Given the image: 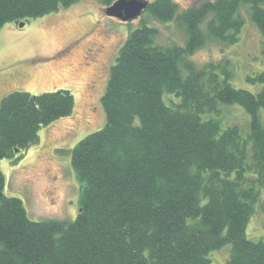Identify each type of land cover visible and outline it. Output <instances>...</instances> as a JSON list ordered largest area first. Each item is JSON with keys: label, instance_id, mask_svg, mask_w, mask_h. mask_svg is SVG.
<instances>
[{"label": "trees", "instance_id": "trees-1", "mask_svg": "<svg viewBox=\"0 0 264 264\" xmlns=\"http://www.w3.org/2000/svg\"><path fill=\"white\" fill-rule=\"evenodd\" d=\"M77 1L0 0V29ZM113 1L99 0L104 8ZM241 5L264 52V0H206L181 12L173 0L149 1L143 12L176 20L185 44H157L144 17L130 30L101 96L105 123L71 150L81 183L73 220H30L21 200L4 194L0 169V264H211L208 254L225 244V264H264V240L246 235L256 208L264 213V72L248 77L261 85L253 93L233 87L219 63L190 60L208 40L238 41ZM165 93L175 99L166 103ZM220 103L245 109V136L205 118ZM73 108L65 89L5 95L0 161L38 143L40 129Z\"/></svg>", "mask_w": 264, "mask_h": 264}, {"label": "rangeland", "instance_id": "rangeland-1", "mask_svg": "<svg viewBox=\"0 0 264 264\" xmlns=\"http://www.w3.org/2000/svg\"><path fill=\"white\" fill-rule=\"evenodd\" d=\"M204 1L188 0L187 8ZM176 4L179 12L185 10ZM104 11L99 0H78L54 13L23 21V27L6 23L0 29V100L16 90L41 94L65 89L74 97L72 113L42 127L38 143L18 152L14 159L0 161L4 194L20 199L30 220L71 221L79 210L81 183L71 164V150L103 127L101 96L109 69L130 30L139 24V18L123 22ZM238 14L244 24L237 42L208 40L196 51L218 52L219 59L208 63H219L230 74L228 81L233 87L256 93L261 85L251 83L248 77L264 72L263 41L248 7L241 5ZM140 17L157 29V44H185L186 33L176 20L160 22L144 12ZM218 70L223 76L221 68ZM163 99L170 103L175 98L165 93ZM209 117L216 118L222 128L234 124L242 135L249 132L250 117L238 104L220 103L219 112L205 116ZM246 235L254 241L264 240V213L259 208L250 218ZM230 252L231 245L225 244L211 251L208 258L211 264H225Z\"/></svg>", "mask_w": 264, "mask_h": 264}, {"label": "water", "instance_id": "water-1", "mask_svg": "<svg viewBox=\"0 0 264 264\" xmlns=\"http://www.w3.org/2000/svg\"><path fill=\"white\" fill-rule=\"evenodd\" d=\"M149 1L147 0H114L113 3L105 8V15L117 18L123 22H132L140 17L146 9ZM19 27H23L25 22H15Z\"/></svg>", "mask_w": 264, "mask_h": 264}, {"label": "clouds", "instance_id": "clouds-1", "mask_svg": "<svg viewBox=\"0 0 264 264\" xmlns=\"http://www.w3.org/2000/svg\"><path fill=\"white\" fill-rule=\"evenodd\" d=\"M176 3L180 5L181 9H186L188 7V0H176ZM210 59H219V53L215 50H212L210 53L207 49H200L190 57L193 64L197 66L208 63Z\"/></svg>", "mask_w": 264, "mask_h": 264}]
</instances>
